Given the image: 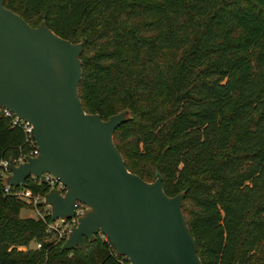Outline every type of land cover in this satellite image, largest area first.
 Instances as JSON below:
<instances>
[{"label":"trees","instance_id":"obj_1","mask_svg":"<svg viewBox=\"0 0 264 264\" xmlns=\"http://www.w3.org/2000/svg\"><path fill=\"white\" fill-rule=\"evenodd\" d=\"M31 25L82 43L78 93L86 112L121 111L115 145L129 170L182 211L203 264H259L264 251V0H4ZM40 22L35 24V19ZM0 113V160L28 153ZM0 173V264H124L98 233L64 247L51 213L21 216L28 176ZM41 205V204H39ZM42 206V205H41ZM54 238H50L52 235ZM31 240L38 247L20 248Z\"/></svg>","mask_w":264,"mask_h":264},{"label":"water","instance_id":"obj_2","mask_svg":"<svg viewBox=\"0 0 264 264\" xmlns=\"http://www.w3.org/2000/svg\"><path fill=\"white\" fill-rule=\"evenodd\" d=\"M82 48L44 21L31 25L0 0V108L32 124L39 149L26 161H11L6 182L56 176L66 189L44 194L53 219L71 218L79 204L88 207L70 228L66 248L82 247L85 237L102 231L133 264H203L182 195H167L159 172L149 181L129 170L115 145L113 133L126 112L104 119L84 110Z\"/></svg>","mask_w":264,"mask_h":264},{"label":"built area","instance_id":"obj_3","mask_svg":"<svg viewBox=\"0 0 264 264\" xmlns=\"http://www.w3.org/2000/svg\"><path fill=\"white\" fill-rule=\"evenodd\" d=\"M0 112L3 114L4 117H6L9 121V123L12 126H19L23 129V131L25 132V139L26 141L30 144L31 148L29 150L28 153H22L17 157H14L12 159L9 158H4L0 160V173L3 176H7L9 175L10 171V162L12 161L14 164H19L20 162L26 161L28 157L30 156H36L39 152L38 146L35 142L34 139V135H33V126L31 123H29L27 120L23 119L22 117H20L19 115H17L14 111H12L11 109L2 106L0 108ZM33 176V175H31ZM34 178L37 179V177L33 176ZM39 179V178H38ZM45 180L48 181L49 185L51 187H57L58 190L60 192L63 193V191H65L66 187L59 181V179L50 174V173H45ZM53 185V186H52ZM9 184L6 183V186L4 187L5 190L9 191ZM12 192L16 195H18L19 197H21L24 200H27L29 203H34L36 206L39 204H43V205H48L45 202V198H44V194H40V193H34L31 189L29 188H25V187H21L15 191H9ZM77 210V208H76ZM40 216H43V213H47L45 212L46 210L40 208ZM76 214V213H75ZM70 219L73 220V223L76 224L77 223V219L74 216H72ZM64 220V219H62ZM48 228L49 229H58V227H56V225L54 224H50V222L48 223ZM59 231V230H58ZM100 235H103L104 239H106L107 241H109V239L107 238V236L102 232L99 231L97 232ZM60 235H62V233H60ZM37 245L40 246V243L37 242ZM113 252L115 255H121V261H123L124 264H133L126 256L120 254L119 252H117L114 247H113Z\"/></svg>","mask_w":264,"mask_h":264},{"label":"rangeland","instance_id":"obj_4","mask_svg":"<svg viewBox=\"0 0 264 264\" xmlns=\"http://www.w3.org/2000/svg\"><path fill=\"white\" fill-rule=\"evenodd\" d=\"M40 22V18L35 19V24H38ZM10 174V173H9ZM6 178V176H4ZM53 186V185H52ZM50 188H57V187H49ZM58 189V188H57ZM64 192V191H63ZM26 205H23L20 209V215L21 216H34V217H39L41 215L40 208L46 210L45 212L51 213V206L50 205H35L34 203H29L27 200H25ZM88 209L87 206L79 204L76 210L75 217L78 218L80 215H82L86 210ZM44 214V213H43ZM50 224L56 225L59 230V235L60 233H65V239L68 236L70 228L74 225L73 220L68 218V219H53L50 221ZM100 235V234H99ZM55 235L53 234L50 238H54ZM101 238H103V235H100ZM31 247H38L37 241L36 240H31L28 245L20 246V248L26 249V248H31ZM263 255V259L259 260V264H264V251L261 253Z\"/></svg>","mask_w":264,"mask_h":264}]
</instances>
